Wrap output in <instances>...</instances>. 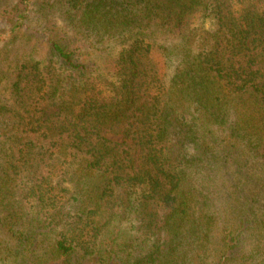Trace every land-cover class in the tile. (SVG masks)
<instances>
[{"label": "trees", "instance_id": "1", "mask_svg": "<svg viewBox=\"0 0 264 264\" xmlns=\"http://www.w3.org/2000/svg\"><path fill=\"white\" fill-rule=\"evenodd\" d=\"M58 4L1 60L0 264H264V0Z\"/></svg>", "mask_w": 264, "mask_h": 264}, {"label": "rangeland", "instance_id": "2", "mask_svg": "<svg viewBox=\"0 0 264 264\" xmlns=\"http://www.w3.org/2000/svg\"><path fill=\"white\" fill-rule=\"evenodd\" d=\"M30 21L21 34L14 35L5 18L0 16V105L10 99L9 83L10 79L1 64V60L7 58L11 60L17 54L26 49H31L36 42L55 36L43 35V28L48 25H57L58 28H67L72 23L64 14L65 9L58 4V0H32ZM41 24L43 27H41ZM54 27V26H53ZM164 71V69H163ZM2 245V244H1ZM83 254L79 253L71 262L80 261ZM84 264H91L83 262ZM53 264V263H51Z\"/></svg>", "mask_w": 264, "mask_h": 264}]
</instances>
